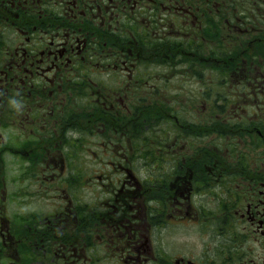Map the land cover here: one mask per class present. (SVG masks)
<instances>
[{"label":"flooded vegetation","instance_id":"obj_1","mask_svg":"<svg viewBox=\"0 0 264 264\" xmlns=\"http://www.w3.org/2000/svg\"><path fill=\"white\" fill-rule=\"evenodd\" d=\"M228 42L264 0H0V264H264L263 74L172 82Z\"/></svg>","mask_w":264,"mask_h":264},{"label":"rangeland","instance_id":"obj_2","mask_svg":"<svg viewBox=\"0 0 264 264\" xmlns=\"http://www.w3.org/2000/svg\"><path fill=\"white\" fill-rule=\"evenodd\" d=\"M222 50H227L231 55L237 54L238 56H243L247 58V62L240 69H236V74L234 75L232 70L229 67V64H218V74L216 77H210L208 75L204 76L203 79L195 80L190 77H172V82L175 87H179L181 82H184V87L186 88H195V87H211V81H214V85L212 87H216L221 91L219 94L220 102H226L230 97V90L232 88H248L249 84L252 82L251 78H256L259 74H263L264 78V49L257 48L256 50L242 48L240 53L238 52L240 47H236V43L228 42L227 46L220 47ZM210 65H208L209 68ZM235 66L240 67L242 64L236 63ZM200 65L189 64L187 69L189 72H193V70H197ZM245 76L248 78L246 79ZM264 81V80H263ZM214 96H212L213 98ZM211 96H208V99L205 100V97L201 96H186V102L190 105H205L206 111L209 113L212 102L210 100ZM175 101L178 102V96L174 97ZM201 108V107H198ZM190 109H194V107L190 106ZM227 113L226 107H224L223 111L219 112L220 118L225 116ZM224 141H220V146H225Z\"/></svg>","mask_w":264,"mask_h":264}]
</instances>
